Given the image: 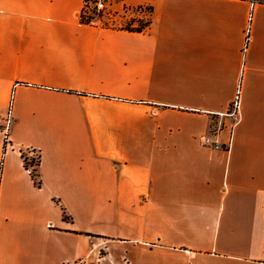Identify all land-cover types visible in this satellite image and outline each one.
Segmentation results:
<instances>
[{"label": "crops", "instance_id": "crops-1", "mask_svg": "<svg viewBox=\"0 0 264 264\" xmlns=\"http://www.w3.org/2000/svg\"><path fill=\"white\" fill-rule=\"evenodd\" d=\"M83 2L0 0V264H264V0Z\"/></svg>", "mask_w": 264, "mask_h": 264}, {"label": "built area", "instance_id": "built-area-1", "mask_svg": "<svg viewBox=\"0 0 264 264\" xmlns=\"http://www.w3.org/2000/svg\"><path fill=\"white\" fill-rule=\"evenodd\" d=\"M110 4H111V0H96L94 3H90L89 7H87L86 12H85V15L92 16L89 24L100 25L102 27H105L104 26L105 22H103L101 20H102L103 15H105L106 12H108V6ZM93 7H95V8L93 9ZM142 8H145V7H142ZM124 9H127V8L124 7ZM147 13L149 15V11ZM251 22H252V14L249 15L248 20H247V24H246V28H245V38H244V44H243V51H245L247 44H248V41H249ZM106 24H108V23H106ZM17 84L18 83L13 84V89ZM13 89L11 90L7 111L5 113V116L3 119V124L1 126V132L3 134V139H4L5 144H7V142H8L7 141V131H8V127L10 125L11 118H12L11 101H12V97H13ZM238 107H239V89L236 90V93H235L231 103L229 104L227 110L222 113V115L232 119L231 128H233V126L235 125V123L237 121ZM230 143H231V140L229 139V141L227 143L222 145L216 139V136L212 133L201 135L199 137V144L200 145L205 146V147H211L213 149H222V148L228 149L230 146ZM37 160H38V157H37ZM34 167H35V163L32 165L28 164L27 166H25V168L31 173V175H33ZM33 178H34V175H33ZM64 264H86V260L84 258H79V259L73 260L71 262H66ZM121 264H129V262L127 261L126 258H124L122 260Z\"/></svg>", "mask_w": 264, "mask_h": 264}, {"label": "trees", "instance_id": "trees-1", "mask_svg": "<svg viewBox=\"0 0 264 264\" xmlns=\"http://www.w3.org/2000/svg\"><path fill=\"white\" fill-rule=\"evenodd\" d=\"M96 0H84L83 2V6L79 12V21L83 24H89L90 23V20L92 18V16L90 15H85V12H86V9L87 7H89V4L90 3H94ZM125 8L127 9H133V8H137V9H141L142 6H136V7H127V6H124ZM95 7H93L94 9ZM148 11H149V15H150V11L151 9L149 7H145ZM149 15L147 16V18L145 20H142V19H135V18H130L125 24H121V25H118V26H115L113 24H105L104 26L105 27H118V28H121V29H126L128 31H135V32H141L143 31L150 23V17ZM23 156V160H24V164L25 166H27L28 164L29 165H32L35 163V165L38 164V160L35 162V161H32V162H28L27 158ZM35 172L33 173L34 175V178L36 179V170L33 169ZM39 182L37 181V184Z\"/></svg>", "mask_w": 264, "mask_h": 264}, {"label": "rangeland", "instance_id": "rangeland-1", "mask_svg": "<svg viewBox=\"0 0 264 264\" xmlns=\"http://www.w3.org/2000/svg\"><path fill=\"white\" fill-rule=\"evenodd\" d=\"M114 0H111V4L108 6V12H106L105 15H103L102 20L103 22L108 24H113L115 26L125 24L130 18L135 19H142L145 20L148 16V11L146 8L142 9H124V6H117L113 3ZM28 162H32L31 159H28ZM33 160L37 161V156L35 155ZM35 169V167H34ZM34 171V170H33ZM35 172V171H34ZM33 172V173H34Z\"/></svg>", "mask_w": 264, "mask_h": 264}]
</instances>
